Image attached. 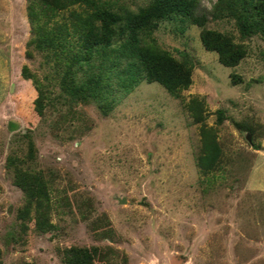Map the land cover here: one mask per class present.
<instances>
[{
	"label": "rangeland",
	"instance_id": "obj_1",
	"mask_svg": "<svg viewBox=\"0 0 264 264\" xmlns=\"http://www.w3.org/2000/svg\"><path fill=\"white\" fill-rule=\"evenodd\" d=\"M215 1L201 3L211 12ZM26 6L0 0V264H62L71 245L98 246L95 264H264V34L240 35L230 16L203 26L160 18L156 42L191 56L190 83L170 91L143 79L103 112L92 101H39L21 73L27 64L43 74L40 54L26 55ZM203 28L244 55L223 64ZM205 130L219 148L210 167ZM12 158L44 179L41 211L25 208Z\"/></svg>",
	"mask_w": 264,
	"mask_h": 264
},
{
	"label": "trees",
	"instance_id": "obj_2",
	"mask_svg": "<svg viewBox=\"0 0 264 264\" xmlns=\"http://www.w3.org/2000/svg\"><path fill=\"white\" fill-rule=\"evenodd\" d=\"M26 1V55H32L30 47L40 54L43 74L39 76L27 64L21 73L38 84L39 101H92L103 112L113 106L117 95L143 79L159 81L170 91L190 83L191 56L183 51L179 59L156 42L153 30L160 18L179 14L203 26L211 16H230L240 35L264 34V0H216L211 12L201 0H149L136 9L116 0ZM200 39L207 49L217 51L225 65L237 63L244 55L242 47L219 30L203 28ZM57 83L59 91L51 95L49 85ZM41 108L42 104L38 114ZM211 131L203 132L205 152L200 158L205 167L214 166L219 151ZM16 159H8V164L15 166V182L25 191V208L33 206L39 212L44 208L40 209L42 198L48 196L45 181L39 172L24 169L21 158ZM98 249L96 245L68 246L62 264H95Z\"/></svg>",
	"mask_w": 264,
	"mask_h": 264
}]
</instances>
